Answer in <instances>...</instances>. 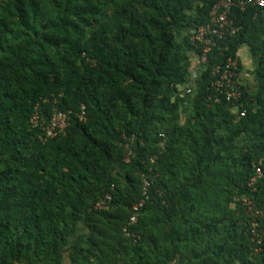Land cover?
<instances>
[{
  "label": "trees",
  "instance_id": "obj_1",
  "mask_svg": "<svg viewBox=\"0 0 264 264\" xmlns=\"http://www.w3.org/2000/svg\"><path fill=\"white\" fill-rule=\"evenodd\" d=\"M215 1L0 0V264H264L236 200L264 203V177L246 185L264 155V5L233 11L239 32L176 97ZM243 43L241 96L209 99ZM55 111L67 125L48 136Z\"/></svg>",
  "mask_w": 264,
  "mask_h": 264
},
{
  "label": "built area",
  "instance_id": "obj_2",
  "mask_svg": "<svg viewBox=\"0 0 264 264\" xmlns=\"http://www.w3.org/2000/svg\"><path fill=\"white\" fill-rule=\"evenodd\" d=\"M263 5L264 0H216L213 3L208 13V20L204 24L197 25L189 37L193 45L194 56L191 59L188 83L181 86V89L176 94L177 98H183L192 92V84L198 76L199 69L206 63L207 53L212 47L217 45V42L224 41L239 32L240 26L232 16L233 11H244L247 8L261 7ZM245 46L243 43L240 44L239 48ZM239 59V54L236 53L234 55H228L223 63L213 65L210 72L213 92L209 96V99L218 101L220 95H223L227 100L234 101L241 96L239 89L241 71L238 74L235 73L238 68ZM78 116L84 118L83 109ZM67 117V113L55 111L45 126L46 134L48 136H54L58 132L64 131L67 125ZM128 140L131 141L132 137L124 135L123 140L120 142L126 162L129 160L131 152ZM263 165L264 155L253 162V173L247 177L246 185L253 191L257 188V181L264 177ZM141 178L143 182V193L145 194L149 180L143 174H141ZM236 200L244 207V212L250 217L246 230L249 233L250 241L255 243L253 252L257 254L264 245V203L257 204L253 201L252 197L247 195H240L236 197ZM143 201L144 199L142 198L133 205V212L129 218L130 222L136 220V213ZM95 206L103 207L104 200H100Z\"/></svg>",
  "mask_w": 264,
  "mask_h": 264
},
{
  "label": "rangeland",
  "instance_id": "obj_3",
  "mask_svg": "<svg viewBox=\"0 0 264 264\" xmlns=\"http://www.w3.org/2000/svg\"><path fill=\"white\" fill-rule=\"evenodd\" d=\"M251 66H252V64H251V61H250V59H249V57H248V59H245V60L243 61V64H242L241 69H240V71H241L240 75H241V77H242L243 79H246V78L249 77V75H250V70H251ZM231 205H232V204H231Z\"/></svg>",
  "mask_w": 264,
  "mask_h": 264
},
{
  "label": "crops",
  "instance_id": "obj_4",
  "mask_svg": "<svg viewBox=\"0 0 264 264\" xmlns=\"http://www.w3.org/2000/svg\"><path fill=\"white\" fill-rule=\"evenodd\" d=\"M249 54H248V49H247V47H241L240 49H239V57H240V59L242 60V63H243V61L245 60V59H248V56Z\"/></svg>",
  "mask_w": 264,
  "mask_h": 264
}]
</instances>
